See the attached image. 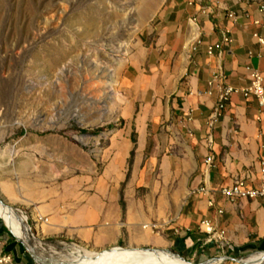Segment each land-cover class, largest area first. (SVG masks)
<instances>
[{
  "label": "rangeland",
  "instance_id": "374dc122",
  "mask_svg": "<svg viewBox=\"0 0 264 264\" xmlns=\"http://www.w3.org/2000/svg\"><path fill=\"white\" fill-rule=\"evenodd\" d=\"M190 1L0 0V200L27 217L35 239L25 247L0 218V242L16 264H70L76 249L99 253L115 247L170 250L191 264L225 256L248 261L264 253L230 254L227 246L223 253L216 243L215 255L181 256L170 241L100 242L50 213L52 201L66 192L76 202L96 193L99 184L111 191L107 170L127 138L134 151L117 192L132 191L149 236H159L162 224L180 217L196 192L187 137L174 132L179 124L165 95L142 104L133 86L140 74L151 75L152 66L170 59L156 51L158 25L165 15L192 19L197 8ZM97 66L114 70L115 104L103 95L94 107L83 97L84 78ZM139 127L152 133L143 152L137 151Z\"/></svg>",
  "mask_w": 264,
  "mask_h": 264
},
{
  "label": "crops",
  "instance_id": "0c3cea01",
  "mask_svg": "<svg viewBox=\"0 0 264 264\" xmlns=\"http://www.w3.org/2000/svg\"><path fill=\"white\" fill-rule=\"evenodd\" d=\"M221 1L222 9L203 15L198 13L197 7L201 1L194 0L197 9L189 21L182 15L163 16L158 25L161 31L156 51L170 59L158 67L152 66L151 75L140 74L133 86L142 104L152 103L158 96L165 95L179 124L173 128L174 132L187 137L196 167L191 175L196 192L182 208L180 217L171 224H162L157 231L159 236H149L143 230L144 209L134 201L132 191L117 192L126 178L125 164L134 151L125 138L107 170L106 178L112 190L109 191L106 184H99L96 193L76 202L71 200L73 194L66 192L50 205L51 216L56 221L64 219L67 226L93 233L100 242L130 245L150 241L165 245L170 241L174 252L181 256H192L196 252L205 256V251L209 255L217 254L216 242H209L199 228L200 223L208 219L214 222L217 230L225 233L227 253L264 251V197L229 202L220 194L222 187L230 186L235 177L247 170L252 172L248 187L259 186L264 163V115L254 99L234 95L214 128L209 131L207 127L218 101L217 84L210 85L215 74L222 71L226 78L224 84L236 88L249 84L248 68L264 76V46L253 37L254 33L264 37V30L253 24L256 20L264 23V13L256 3ZM226 9L236 12V22L226 17ZM224 28L231 31L232 44L221 55L217 52L208 55L207 47L220 40ZM170 117L168 115V119ZM209 132L213 139L210 150L205 146ZM136 133L137 151L143 152L147 149L148 135L152 133L144 127H139ZM209 154L214 160L207 168L205 158ZM203 187L208 194L199 192ZM211 199L213 206L209 205ZM35 217L42 219L39 212ZM217 247L225 253V247L221 248L220 244Z\"/></svg>",
  "mask_w": 264,
  "mask_h": 264
},
{
  "label": "built area",
  "instance_id": "2783aa9c",
  "mask_svg": "<svg viewBox=\"0 0 264 264\" xmlns=\"http://www.w3.org/2000/svg\"><path fill=\"white\" fill-rule=\"evenodd\" d=\"M203 3H208V14H214L215 9H222L223 3L221 0H203ZM190 4V3H189ZM259 11L264 13V5L259 7ZM200 14V8L198 9ZM207 14V15H208ZM244 16L249 18V14L245 13ZM226 17L232 22H236L238 15L234 11H228L226 9ZM195 21V19H194ZM253 24L260 26L264 30V23L261 21H253ZM253 37L256 39L259 45L264 46V37L258 33H254ZM233 42L231 36V31L229 29L221 30V38L218 42L209 45L207 47L208 55H212L217 52L221 55L225 48L230 46ZM249 70V84L245 87H233L231 85L224 84L225 75L222 71L218 72L213 76L210 85L217 84L219 89L217 104L209 117L207 127L210 130L214 128L216 123L221 116V113L225 110L226 105L230 101L231 97L234 95H240L245 99H254L259 108L260 113L264 115V76L263 74L253 68H248ZM260 120V117L258 118ZM213 144L212 135L209 132L206 138L205 146L210 150ZM213 156L211 154L207 155L205 158V165L210 168L213 164ZM261 182L257 188L248 187V181L251 179L252 172L250 170L244 171L241 175L233 179V183L230 186H225L220 189V194L229 202H236L238 200L245 199H256L259 197H264V163H262V168L260 170ZM199 192L208 194L206 188H200ZM209 205H214V200L209 201ZM200 231L203 232L209 242H216L221 245V248L227 246V240L225 233L216 229L215 224L212 220H203L199 225ZM14 256L5 250L4 243L0 242V264H16Z\"/></svg>",
  "mask_w": 264,
  "mask_h": 264
},
{
  "label": "bare ground",
  "instance_id": "6f19581e",
  "mask_svg": "<svg viewBox=\"0 0 264 264\" xmlns=\"http://www.w3.org/2000/svg\"><path fill=\"white\" fill-rule=\"evenodd\" d=\"M200 1L201 4L198 6L200 8V14H208V3H203V0ZM194 3L195 2L190 1L191 6L194 5ZM113 77L114 70L105 68L99 69L97 66L95 70L91 71L84 78L81 90L86 102H89L94 107L101 106L100 100L102 96L105 95L110 104H115L117 92L113 88ZM103 105L106 104L102 102V106ZM0 218L4 221L10 232L21 241L25 247L29 246L28 248H32L31 243L35 239L27 224V217L18 216L9 207L3 206L0 200ZM72 257L73 260L70 264H191L172 255L169 250L124 249L115 247L98 253L76 249ZM248 261L252 264H262L264 263V254L258 255L255 258L251 257Z\"/></svg>",
  "mask_w": 264,
  "mask_h": 264
},
{
  "label": "water",
  "instance_id": "95a60500",
  "mask_svg": "<svg viewBox=\"0 0 264 264\" xmlns=\"http://www.w3.org/2000/svg\"><path fill=\"white\" fill-rule=\"evenodd\" d=\"M1 204H2L3 206H5V207H9V208H11L10 206L7 205V203H5V202H3V201H1ZM6 227H7V226H6ZM7 228H8V227H7ZM118 248H120V247H118ZM124 249H126V248H124ZM169 252H170L172 255L176 256L175 254L172 253V251L169 250ZM263 254H264V253H263ZM177 257H178L180 260L185 261L183 257H180V256H177ZM223 259H229V260H231V261H233V262H238V263L252 264V263H250V261H242V260H240V259L233 258V257H229V256H225V257H215V258H212V259H210V260H208L207 262L202 263V264H210V263H214V262H216V261H220V260H223Z\"/></svg>",
  "mask_w": 264,
  "mask_h": 264
}]
</instances>
